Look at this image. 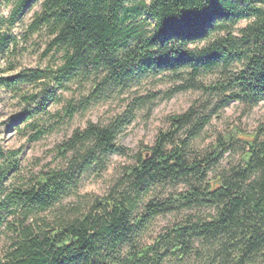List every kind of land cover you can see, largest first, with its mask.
Masks as SVG:
<instances>
[{
  "label": "trees",
  "instance_id": "obj_1",
  "mask_svg": "<svg viewBox=\"0 0 264 264\" xmlns=\"http://www.w3.org/2000/svg\"><path fill=\"white\" fill-rule=\"evenodd\" d=\"M2 6L0 60L8 62L0 66V87L45 85L54 93L83 85L87 95L67 101L59 119L157 77L175 84L168 98L183 91L199 97L131 155L117 139L156 94L132 95L105 123L75 129L56 146L59 166L28 179L19 173L20 151L0 144V264L264 261V124L249 135L230 129L202 150L195 143L229 105L248 111L264 103V0H0ZM32 37L46 39L42 57L58 60L17 72L15 54ZM113 155L130 163L118 167L104 195L56 210ZM165 215L174 221L143 242Z\"/></svg>",
  "mask_w": 264,
  "mask_h": 264
},
{
  "label": "rangeland",
  "instance_id": "obj_2",
  "mask_svg": "<svg viewBox=\"0 0 264 264\" xmlns=\"http://www.w3.org/2000/svg\"><path fill=\"white\" fill-rule=\"evenodd\" d=\"M0 12L6 14L7 8L0 7ZM29 15L30 13L27 14L26 20ZM245 24L246 22L242 21L237 28L243 27ZM14 32L18 34L20 31L15 30ZM45 42V38L32 37L26 44V50L15 54L13 59L15 70L18 72L35 68L44 69L54 65L58 57L52 58L51 53L42 57ZM7 62L6 58L0 60V66L4 68ZM174 85L167 79L157 77L142 84L140 88L130 90L129 94L123 93L114 96L106 101L91 105L84 112L75 113L71 118L63 119H59V117L63 115L66 102L71 99L76 102L81 96L87 95V90H84L83 85L74 84L65 90L56 89L54 93L51 92L53 90L51 86L45 85H22L14 90L0 87V144L5 149L20 151L19 173L28 179L40 171L45 172L59 166L60 159H57L56 146L67 139L75 129H81L87 123H105L122 110L123 105L132 95L146 97L156 94L155 98L146 101V107L136 111L133 121L117 139V144L126 148L128 155L134 154L138 150H142L143 146H151L157 133L167 129L169 116L184 112L194 100L198 99L199 94L192 91L179 92L168 98L164 92ZM22 114H32L33 117L26 122H21L19 117ZM32 123L36 124L33 128L30 126ZM262 124H264V103H259L248 111H245L237 103L231 104L205 128L200 138L195 142L196 147L199 150L204 149L214 142L217 135H222L233 128L249 135ZM38 129L43 130V134L34 140L33 136ZM231 159L236 160V155H233ZM128 163H130L128 157L110 156L107 168L98 175L87 174L80 183L76 194L62 200L56 210H59L60 207L72 208L84 200L85 196L104 195L112 184L118 167ZM225 164L226 160H223L222 165ZM46 215L50 217L48 214ZM173 221V215L156 218L147 235L143 237V242L147 243ZM5 244L6 240L0 236V256ZM257 264H264V261Z\"/></svg>",
  "mask_w": 264,
  "mask_h": 264
}]
</instances>
